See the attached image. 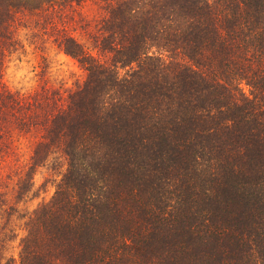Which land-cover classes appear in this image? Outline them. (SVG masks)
<instances>
[{"label": "trees", "instance_id": "16d2710c", "mask_svg": "<svg viewBox=\"0 0 264 264\" xmlns=\"http://www.w3.org/2000/svg\"><path fill=\"white\" fill-rule=\"evenodd\" d=\"M86 1L0 0V264H264V0ZM27 29L83 78L8 88Z\"/></svg>", "mask_w": 264, "mask_h": 264}, {"label": "rangeland", "instance_id": "374dc122", "mask_svg": "<svg viewBox=\"0 0 264 264\" xmlns=\"http://www.w3.org/2000/svg\"><path fill=\"white\" fill-rule=\"evenodd\" d=\"M98 3H101V0H87L81 11L92 18L97 15ZM20 37L23 48L12 55L3 75L8 88L26 92L44 82L50 86L62 85L69 88L83 78L84 72L77 62L60 52L51 42L37 40L29 29L21 30ZM62 167V159H53L35 169L31 180L32 193L25 202L19 203L20 211L31 210L52 195ZM14 182L16 180L13 170L9 167L0 168V191H5L6 185L11 190ZM8 253L16 255L17 240L9 244Z\"/></svg>", "mask_w": 264, "mask_h": 264}]
</instances>
